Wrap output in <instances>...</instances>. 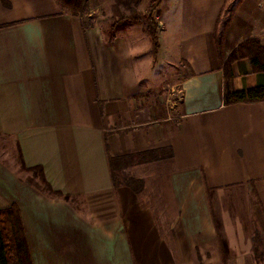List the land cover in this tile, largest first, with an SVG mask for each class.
I'll use <instances>...</instances> for the list:
<instances>
[{"label": "crops", "instance_id": "0c3cea01", "mask_svg": "<svg viewBox=\"0 0 264 264\" xmlns=\"http://www.w3.org/2000/svg\"><path fill=\"white\" fill-rule=\"evenodd\" d=\"M169 1L157 58L149 37L142 53L151 73L173 71L154 97L137 89L139 26L105 30L92 10L79 18L55 0H0V137L76 199L50 197L0 164V210L20 208L32 264H253L256 233L264 249V102L224 105L214 40L229 9L224 63L248 39L264 47V0ZM233 72L238 91L263 82L248 60ZM106 141L116 157L166 148L173 157L129 160L125 172L144 182L136 194L114 188Z\"/></svg>", "mask_w": 264, "mask_h": 264}, {"label": "trees", "instance_id": "16d2710c", "mask_svg": "<svg viewBox=\"0 0 264 264\" xmlns=\"http://www.w3.org/2000/svg\"><path fill=\"white\" fill-rule=\"evenodd\" d=\"M57 5L66 13L79 18H84L91 13L90 0H55ZM6 7H10L5 3ZM227 11L224 9L217 20L215 31L216 50L224 64V105L230 106L238 103H258L264 102V47L258 39H248L244 41L224 63V42L227 30L229 28L232 14L226 22H223V15ZM133 17L129 18L128 23L135 26H142L143 19L133 12ZM223 23V24H222ZM159 29L157 24H147L145 31L151 40V53L157 58L160 51ZM238 60H248L252 72L260 76L262 84L256 88L238 91L234 85L233 64ZM106 152L111 172V178L114 188L129 187L134 193L141 194L144 191V182L125 172L127 162L135 160L136 163H149L153 161L172 158V148L158 149L152 151L140 152L137 154L116 157L112 154L106 141ZM20 168L23 172L38 178L43 187V192L50 197L64 199L69 203H76V199L70 195H64L62 192L55 191L46 181L42 167L27 168L21 151L19 150ZM255 194V193H254ZM214 223L218 233V242L223 260L227 262L228 252L221 234V226L214 216ZM257 233L254 235V252L258 251ZM0 264H32L31 256L28 249L22 213L18 206L12 205L7 209L0 210Z\"/></svg>", "mask_w": 264, "mask_h": 264}, {"label": "rangeland", "instance_id": "374dc122", "mask_svg": "<svg viewBox=\"0 0 264 264\" xmlns=\"http://www.w3.org/2000/svg\"><path fill=\"white\" fill-rule=\"evenodd\" d=\"M174 0H170L168 4L171 6ZM167 4V0H90L92 18L96 21V24H100L103 29L115 30V22L117 24H129V18L133 17L132 13L135 12L138 17L143 19V25L139 28L144 34L137 31L139 34L133 36V50L135 51V59L133 60V66L136 74V79L138 82L137 89L141 93H150L152 96H156V89L158 86L164 87V89H169L172 83H174V78L171 76L173 72L170 69L163 67L159 68V72L151 73L147 67L143 65L144 58H142V53H146L149 49V39L145 31L147 24H157L161 30L162 14ZM178 5V4H177ZM176 5V6H177ZM168 6V7H170ZM227 12L223 15V22H226L230 15L231 10H226ZM175 12L170 10V20H172ZM93 20V19H90ZM169 20L166 19V22ZM223 24V23H222ZM231 24V22H230ZM138 29V30H139ZM132 30V29H131ZM142 62V63H141ZM174 81V82H173ZM173 90V89H172ZM171 90V91H172ZM180 92L179 88L175 87L174 92L168 96V108L175 103L180 102ZM0 164L7 170L16 174L23 181H28L33 183L36 180L43 190L41 182L38 178H35L29 173H25L20 168L19 153L16 146L10 139L6 137H0ZM128 172V170H127ZM130 172H128L129 174ZM258 241L259 235L257 234ZM259 242H257L258 244ZM253 264H264V249L259 248L256 253L252 256Z\"/></svg>", "mask_w": 264, "mask_h": 264}]
</instances>
